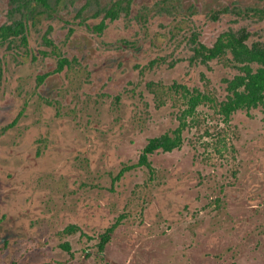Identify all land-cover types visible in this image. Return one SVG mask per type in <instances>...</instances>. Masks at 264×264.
<instances>
[{
    "label": "rangeland",
    "instance_id": "obj_1",
    "mask_svg": "<svg viewBox=\"0 0 264 264\" xmlns=\"http://www.w3.org/2000/svg\"><path fill=\"white\" fill-rule=\"evenodd\" d=\"M7 1L0 0V25L20 18ZM92 1L95 24L108 0ZM35 6L33 52L19 40L0 44V264H56L69 258L60 253L65 241L77 264L111 228L108 260L88 264H264V107L229 120L219 113L224 80L240 73L233 55L192 61V21L161 19L133 85L83 96L82 73L67 71L73 92L55 101L36 85L52 57L33 58L46 51L53 14ZM263 25L252 29L251 44L264 45ZM174 83L207 99L189 112ZM184 119L182 146L155 152L150 168L139 165L149 140ZM71 225L79 231L67 233Z\"/></svg>",
    "mask_w": 264,
    "mask_h": 264
},
{
    "label": "flooded vegetation",
    "instance_id": "obj_2",
    "mask_svg": "<svg viewBox=\"0 0 264 264\" xmlns=\"http://www.w3.org/2000/svg\"><path fill=\"white\" fill-rule=\"evenodd\" d=\"M32 2L36 3V13L37 7L51 11L55 27L60 28L58 36H51L55 27L50 26L42 37L46 51H38L33 57L38 61L42 57L47 60L52 57L54 62H47L45 68L38 71L36 85L41 88L40 95L52 93L55 101L62 99L61 91L73 92L68 89L69 81L65 79L67 71L82 73L78 86L83 96L99 91L112 93L133 85L136 66L150 57L153 30L161 19L165 24L175 18L192 21L190 60L201 64L230 53L240 72L241 64L234 54L233 43L229 42L234 37L249 48L264 50V45L259 42L251 44L249 40L254 32L252 29L259 23L264 24V0H108L103 5L104 12L92 16L100 18L95 24L90 22L92 8L96 5L92 0H57L56 7H51L48 0H8L7 4L12 7L9 12L20 14V18L0 25V29L15 26L21 32L4 38L0 30V44L19 40L23 49L33 52L29 40V20L34 11ZM236 20L240 21L239 28H242L237 32L233 30ZM247 23L250 25L243 28ZM259 29L264 30V25ZM255 65L259 67L253 64L254 69H257ZM232 79L224 80L226 91L229 86L226 81ZM153 85V81L146 83L150 89ZM176 85L185 86L190 91L198 90L179 83L170 87ZM72 246L68 241L60 245L61 254H70L67 260L57 259L56 264H75L71 259L74 257ZM104 248L100 244L85 247L77 264H88L96 257L108 260Z\"/></svg>",
    "mask_w": 264,
    "mask_h": 264
},
{
    "label": "trees",
    "instance_id": "obj_3",
    "mask_svg": "<svg viewBox=\"0 0 264 264\" xmlns=\"http://www.w3.org/2000/svg\"><path fill=\"white\" fill-rule=\"evenodd\" d=\"M4 38L15 33L21 32L20 28L12 26L0 29ZM229 42L234 45V54L237 61L241 64L240 73L232 80H227L228 91L224 101L219 105V113L229 120L230 117L240 110H252L264 107V50L249 48L242 40L230 38ZM228 45V44H227ZM222 51L220 50L219 53ZM218 54V53H214ZM253 64H258L257 69L253 68ZM177 92L181 90L185 97L189 98V112H193L199 104L207 99L204 94L198 90L190 91L185 86L176 85ZM187 126V121L184 119L180 122V126L171 134L166 133L159 137L149 140L141 153L139 165L151 167L150 156L155 152L162 150L164 152H172L179 149L183 144V131ZM79 230L76 225L67 227L66 232L73 233ZM114 229L111 228L108 232L101 236V248H104L107 242L110 241V236Z\"/></svg>",
    "mask_w": 264,
    "mask_h": 264
}]
</instances>
